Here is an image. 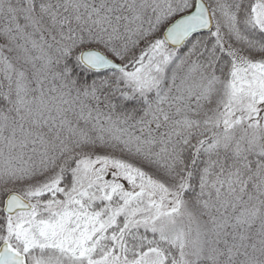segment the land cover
I'll return each instance as SVG.
<instances>
[{
  "label": "snow or ice",
  "instance_id": "obj_1",
  "mask_svg": "<svg viewBox=\"0 0 264 264\" xmlns=\"http://www.w3.org/2000/svg\"><path fill=\"white\" fill-rule=\"evenodd\" d=\"M0 264H264V0H0Z\"/></svg>",
  "mask_w": 264,
  "mask_h": 264
}]
</instances>
